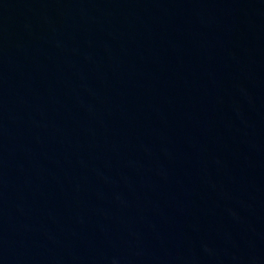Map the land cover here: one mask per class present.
<instances>
[{
	"label": "water",
	"instance_id": "95a60500",
	"mask_svg": "<svg viewBox=\"0 0 264 264\" xmlns=\"http://www.w3.org/2000/svg\"><path fill=\"white\" fill-rule=\"evenodd\" d=\"M0 264H264V0H0Z\"/></svg>",
	"mask_w": 264,
	"mask_h": 264
}]
</instances>
